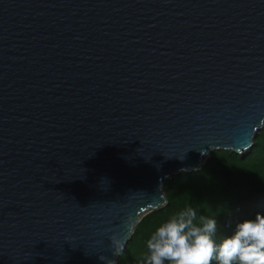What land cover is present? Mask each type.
Listing matches in <instances>:
<instances>
[{
    "label": "water",
    "instance_id": "1",
    "mask_svg": "<svg viewBox=\"0 0 264 264\" xmlns=\"http://www.w3.org/2000/svg\"><path fill=\"white\" fill-rule=\"evenodd\" d=\"M263 127L264 0H0V264H118Z\"/></svg>",
    "mask_w": 264,
    "mask_h": 264
},
{
    "label": "trees",
    "instance_id": "2",
    "mask_svg": "<svg viewBox=\"0 0 264 264\" xmlns=\"http://www.w3.org/2000/svg\"><path fill=\"white\" fill-rule=\"evenodd\" d=\"M165 206L144 216L136 225L127 246L118 257V264H143L148 254L147 240L155 230L188 207L199 217L214 218L218 243L232 235L238 223L264 216V127L254 138L253 146L243 154L214 151L200 170L180 173L166 181ZM165 264H168L166 261ZM212 264H217L213 259Z\"/></svg>",
    "mask_w": 264,
    "mask_h": 264
},
{
    "label": "clouds",
    "instance_id": "3",
    "mask_svg": "<svg viewBox=\"0 0 264 264\" xmlns=\"http://www.w3.org/2000/svg\"><path fill=\"white\" fill-rule=\"evenodd\" d=\"M188 207L159 226L146 242L143 264H264V216L238 223L232 235L213 239L214 218L199 217ZM114 240V238H113ZM116 253V252H115Z\"/></svg>",
    "mask_w": 264,
    "mask_h": 264
}]
</instances>
